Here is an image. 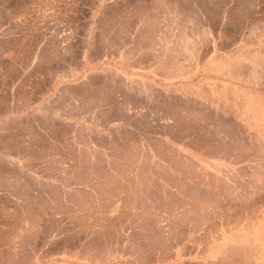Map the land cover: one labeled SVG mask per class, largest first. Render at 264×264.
Returning <instances> with one entry per match:
<instances>
[{
    "label": "rangeland",
    "instance_id": "1",
    "mask_svg": "<svg viewBox=\"0 0 264 264\" xmlns=\"http://www.w3.org/2000/svg\"><path fill=\"white\" fill-rule=\"evenodd\" d=\"M263 17L264 0H0V249L8 261L2 259L0 263L208 264L198 258L197 249L186 247L189 240L196 245L199 236L187 233L188 227L197 224L194 215L197 211L193 210L197 209L194 205L197 199L192 198L197 197V186L187 187L192 191L186 192L192 200L183 205L180 200L174 201L175 195L174 199L171 196L174 193L177 199L186 198L173 186L174 179L179 184L180 178L176 171L171 173L170 164L164 161L154 173L160 176L166 171V176L170 174L167 178L174 179L167 184L166 176L162 175L165 178L160 176L162 181L157 179V186L138 185L141 190L137 194L129 191L119 173L118 180L113 174L118 168L125 171L128 166L133 167L136 161L137 171L147 160L146 154L150 152L147 130L154 129L157 134L166 125L177 130L172 116H167L165 110L156 114L151 107L159 102V91L150 88L153 82L148 75L150 69L172 71L173 114L181 119L177 110L182 95L189 91L175 87H180L185 67L191 71L196 65L213 64L214 49H218L217 53L223 51L231 59L230 64L264 65V42H256L264 39ZM127 30H133L132 35L136 30L142 31L140 37L142 40L146 37L145 45L129 42L125 38ZM124 95L139 98L140 103L130 98L126 101ZM191 99L186 118L195 128L198 117L204 125L208 115L204 112L198 116L199 111L193 105L195 99ZM201 104H209L207 107L211 109L212 101L204 97ZM120 111L125 113L124 117L129 114L133 121L127 116L124 119ZM157 117L162 120H154ZM150 140L165 141L162 137ZM187 140L192 142L190 138ZM169 142L174 147L171 152L186 159L182 168L186 175L182 176L195 175L196 149L181 148L182 143L174 139ZM184 186L181 188L186 191ZM167 192L170 196L165 195ZM132 195L136 197L131 198ZM32 214L35 218L39 216V220ZM25 215L28 219H41L40 226L29 220L33 229L42 232L39 240L20 244L15 239L16 243L11 244L16 234L19 238V233L34 232L29 225L28 228ZM51 221L58 223L54 229ZM184 244L185 248H181ZM230 261L226 258L222 264Z\"/></svg>",
    "mask_w": 264,
    "mask_h": 264
},
{
    "label": "crops",
    "instance_id": "2",
    "mask_svg": "<svg viewBox=\"0 0 264 264\" xmlns=\"http://www.w3.org/2000/svg\"><path fill=\"white\" fill-rule=\"evenodd\" d=\"M261 21L264 27V17ZM263 37L264 34L261 35ZM260 41L264 42V39L256 42ZM217 50L214 49L216 55H213V64L196 65L191 71L185 67L186 71L182 72L184 77L179 81L180 87H175L190 92L182 95L184 98L177 110L182 116L181 123L189 124L186 117L190 98L195 99L193 105L199 111L198 116L204 112L208 115L204 125L199 123L198 117L197 127L195 126L199 131L197 138H201V142L199 140L196 147L180 144L181 148L196 149L197 153L193 158L196 162L193 163L200 178L183 177L181 185L189 187L199 184H196L197 189L203 190L202 193L197 190L199 193L196 195V202L200 205L199 209L203 206L202 210L208 211L200 213L201 209L197 206V225L188 227L187 233L199 236L196 238V245L189 240L186 247L197 249L198 258L208 264H222L226 258L231 260L230 264H264V65L230 64L231 59L223 51L219 50L217 53ZM150 70L149 79H153L150 88L159 91V102L151 106L154 113H164V110L173 113L172 71H160L158 67ZM204 97L211 99V109L207 107L209 104H201ZM176 131L182 132V138L190 134L187 128L182 131L174 130V133ZM178 135L177 138L180 136ZM217 179L223 180L222 183ZM212 195L218 197L214 198ZM184 199L188 200L189 195ZM210 204L214 206L212 211L209 210ZM181 248H185V244Z\"/></svg>",
    "mask_w": 264,
    "mask_h": 264
},
{
    "label": "bare ground",
    "instance_id": "3",
    "mask_svg": "<svg viewBox=\"0 0 264 264\" xmlns=\"http://www.w3.org/2000/svg\"><path fill=\"white\" fill-rule=\"evenodd\" d=\"M151 20H152V19H151ZM118 21H119V20H118ZM144 21H145V20H144ZM134 22H135V21H134ZM145 22H146V21H145ZM114 23H115V22H114ZM116 23H118V22H116ZM135 23H136V22H135ZM121 24H122V23H121ZM121 24H120V25H121ZM150 24H151V23H150ZM135 25H136V24H135ZM148 25H149V24H148ZM109 26H111V25H109ZM112 27L115 28V30L117 29L116 26H115V27L112 26ZM119 27H120V26H119ZM119 27H118V28H119ZM108 28H109V27H108ZM121 28H122V26H121ZM124 28H125V27H124ZM126 28H127V26H126ZM130 28H131V27H130ZM140 28H141V27H140ZM166 28H167V27H166ZM110 29H112V28L110 27L109 30H110ZM127 29H128V28H127ZM131 29H132V28H131ZM138 29H139V28H138ZM141 29H142V28H141ZM117 30H118V29H117ZM122 30H125V29H122ZM128 30H129V29H128ZM128 30L126 31L125 38L127 37L128 40H129V42L138 43V44H141V42H143V44L145 45V43H146L147 41H146V40L144 41V39H145L146 37L143 38V40H142V38L140 37V32H142V31H140V30H136L135 33L132 35L133 30H132V31L130 30L131 33H130ZM111 31H112V30H111ZM139 31H140V32H139ZM112 32H115V31L113 30ZM112 32H111V33H112ZM120 32H121V31H120ZM123 32H124V31H123ZM166 32H167V31H166ZM117 34H118V33H117ZM122 34H123V33H122ZM122 34H121V35H122ZM124 34H125V33H124ZM166 34H167V33H166ZM118 35H119V34H118ZM122 36H123V35H122ZM171 36H172V35H171ZM148 37H149V36H148ZM150 37H151V35H150ZM162 37H163V36H162ZM153 38H154V37H153ZM167 39H169V38H167ZM103 40H104V39H103ZM147 40H148V39H147ZM151 40H152V39H151ZM161 40H162V39H161ZM179 41H180V40H179ZM162 43H164V41H163ZM127 44H128V42H127ZM143 44H142V45H143ZM149 44H150V42H149ZM152 44H153V43H152ZM186 44H187V43H186ZM113 45H115V44H113ZM153 45H154V44H153ZM162 45H164V44H162ZM176 45H177V44H176ZM176 45H175V46H176ZM150 46H151V45H150ZM150 46H149V47H150ZM164 46H165V45H164ZM185 46H186V45H185ZM130 47H131V46H130ZM160 47H162V46H160ZM186 47H187V46H186ZM56 48H57V47H56ZM56 48H55V49H56ZM162 48H163V47H162ZM162 48H161V49H162ZM134 49H135V48H134ZM155 49H156V48H155ZM158 49H159V48H158ZM128 50H129V49H128ZM176 50H177V49H176ZM163 51H164V50H163ZM158 52H159V51H158ZM159 53H160V52H159ZM169 53H170V52H169ZM172 53H173V52H172ZM177 53H178V52H177ZM160 54H161V53H160ZM151 55H152V54H151ZM170 55H171V54H170ZM170 55H169V56H170ZM158 56H159V55H158ZM167 56H168V55H167ZM167 56H166V57H167ZM166 57H165V58H166ZM174 57H175V56H174ZM177 57H178V56H177ZM179 57H180V56H179ZM156 59H157V58H156ZM174 60H175V59H174ZM155 61H156V60H155ZM171 61H172V60H171ZM173 62H174V61H173ZM176 62H177V61H176ZM162 63H163V62H162ZM167 63L170 64V62H167ZM165 64H166V63H165ZM171 64H172V63H171ZM174 64H175V63H174ZM181 64H182V63H180V65H181ZM175 65H176V64H175ZM170 67H171V66H170ZM163 68H164V67H163ZM173 68H174V67H173ZM164 73H165V72H164ZM90 90H91V89H90ZM138 90H139V89H138ZM109 91H110V90H109ZM126 91H127V90H126ZM134 91H135V90H134ZM140 91H142V90H140ZM130 92H131V91H130ZM92 93H93V92H92ZM120 93H121V92H120ZM134 93H135V92H134ZM142 93H143V92H142ZM97 94H98V93H97ZM127 94H128V93H127ZM93 95H94V94H93ZM98 95H99V94H98ZM121 96H123V95H121ZM131 96H134V95L132 94ZM131 96L128 97V96L126 95V97H125V95H124V100L126 99V101H127L128 98H130V99L134 100V102H139V103H140V99H139V98H135V99H133L134 97L131 98ZM140 96H141V94H140ZM124 100H123V101H124ZM137 100H139V101H137ZM142 100H143V99H142ZM146 100H147V99H146ZM152 100H153V99H152ZM130 101H131V100H130ZM112 102L114 103V101H112ZM163 102H164V101H163ZM126 103H127V102H126ZM144 103H145V102H144ZM106 104H107V103H106ZM137 105H138V104H137ZM109 106H110V105H109ZM116 106H117V105H116ZM132 107H133V106H132ZM137 107H139V106H137ZM143 107H144V106H143ZM117 108H118V107H117ZM135 108H136V107H135ZM140 108H141V107H140ZM132 109H133V108H132ZM137 109H138V108H137ZM120 112H121V111H120ZM165 112H166V111H165ZM170 112H171V110H170ZM121 113H122V112H121ZM122 114H123V113H122ZM124 115H125V113L123 114V117H124ZM128 115H129V114H126V116L128 117L129 121H131V120H132V117H131V116H128ZM126 116H125V117H126ZM167 116H172V118L175 120V122H176L175 125H176V127H177V130L182 131V129L185 130V129L187 128L188 132H189L191 135L189 134L188 136H186V138H185V137L182 138V136H181L182 134L180 135V133H182V132H179V133H178V131H176V132L180 135V136H179L176 132H175L176 134L174 133V130H172L174 127L170 126V127H172V128H170L168 125H166V126H162L161 129H158L159 131L156 130V131H158L157 134H156V132H155L154 129H153V130H152V129H149V130L146 131V134L150 137V139L153 138V137H156V138H158V137H159V138L162 137V138L165 139V141H163V142H159V143H158V142H155V141H154V142H153V141L151 142L150 139L147 140L148 136L146 137V140L149 142V145H150V152H149V154H146V155H148L147 158H146L147 160H146L145 162H144V160H143L144 163L142 162V163L140 164L141 167L138 166V168H137L138 170L136 171V169H135L136 166H135V165H136V162H137L136 160H137V159H136V160L133 159V160L136 161V162H135V165H133V167H132V165H131L132 162H131V163L129 164V165H131V166H128V165H127V166H128L127 168H125V166H123V167L125 168V169H124L125 171H121L122 169L120 170V168H118V167L116 166L121 172H124V173L122 174L119 170L117 171L116 168H115V166L113 165V168L116 170V172L113 174V176L115 175L114 178H116V180H118V179H117V176H118V173H119V175H121L120 177H121L122 182H123L124 184L126 183L127 186L130 187L129 191H130L131 193H133V194H134V193L137 194V191H138V190H141V188L138 187V185L145 186L146 183H148L149 185H150V183H153V184H155V186H157V184H156V180H157V179H160V180H161L162 175H165V174H166V171L163 172V173H165V174H162V172H161V174H160V173H159L160 171L158 170V171H159L158 173H159L160 176H161V177H160V176H158V175H156V174L154 173V172L157 171V169H158L157 166H158V167L161 166L160 164H161L162 161H164V162L167 163V164H170V165H169V169L171 170V173H173L174 171L177 172L178 177L180 178V181H179V184H178V181H177V182L175 181L176 178H175V179L173 178L174 181L177 183V185H175V183H174V181H173V183H174L173 186H175V188H176V190H177L178 192H181V194H183L185 197H187V196H188L187 193H186V192L188 191L187 189L190 188V187H192V186L194 187V185H191V186L188 187V188H187L186 186H184V187L186 188V189H185L186 191H184V190L181 188V186H182L181 184H183V183H182L183 181L181 182V180H183V179H181V178L183 177L182 175H184L183 172H185V169H184V171H183L182 168H183V167L185 168V166H186L185 163H184V161H185L186 159H184L183 156H181V157H180V156L177 157L178 154H177L176 152H174V153L171 152L172 148H174V147L172 146V143L169 142V139H174L176 142L178 141V142H181L182 144L185 143V145H189V143H191V145H192V142H193V144H195V142H194L193 140H196L197 143L199 142V140H200V142H201L202 139H201V138H200V139L197 138V137H198L197 133H198L199 131L197 132V129H196L197 126H196L195 128H193L194 126H191V125H189V124L184 125L183 123H181V122H183V121H181V119H179V118H176V115H174L172 112H171V113L167 112ZM177 116H178V114H177ZM183 116H184V115H183ZM120 117H121V116H120ZM125 117H124V119H125ZM127 117H126V118H127ZM180 117H181V116H180ZM169 118H171V117H169ZM121 119H122V118H121ZM128 119H127V120H128ZM159 119L162 120V117L154 118V120H156V121L159 120ZM127 120H126V121H127ZM135 120H136V119H135ZM135 120H134V122H135ZM184 120H185V119H184ZM124 121H125V120H124ZM132 121H133V120H132ZM129 124H130V123H129ZM134 124H135V123H134ZM154 125H155V124H154ZM184 126H186V128H183ZM156 129H157V126H156ZM201 130H202V129H201ZM204 130H205V129H204ZM201 133H202V132H201ZM159 135H160V136H159ZM176 135L179 136L178 139H177ZM157 136H158V137H157ZM144 137H145V135H144ZM187 138H188V139L190 138L192 142H189V141L187 140ZM212 140H213V139H212ZM160 141H161V140H160ZM220 141H221V140H220ZM72 144H73V143H72ZM131 144H132V142H131ZM66 145H67V144H66ZM191 145H189V146H191ZM132 146H133V145H132ZM171 146H172V147H171ZM194 146H196V144H195ZM203 147H204V146H203ZM220 147H221V146H220ZM57 148H58V147H57ZM133 148H135V147H133ZM194 148H195V147H194ZM207 148H208V147H207ZM226 149H227V148H226ZM129 150H130V149H129ZM224 150H225V149H224ZM63 151H64V150H63ZM74 151H75V150H74ZM124 151H125V150H124ZM218 151H219V149H218ZM221 151H222V150H221ZM248 151H249V150H248ZM53 152H54V151H53ZM59 152H61V151H59ZM131 152H132V151H131ZM170 152H171V153H170ZM177 152H179V151H177ZM208 152H209V151H208ZM213 152H214V151H213ZM213 152H212V154H213ZM226 152H227V151H226ZM226 152H225V153H226ZM48 153H49V152H48ZM80 153H81V152H80ZM210 153H211V152H210ZM225 153H224V154H225ZM71 154H72V153H71ZM83 154H84V153H83ZM137 154H140V153L138 152ZM189 154H190V153H189ZM216 154H217V151H216ZM146 155H144V156L146 157ZM214 155H215V154H214ZM231 155H232V154H231ZM260 155H261V154H260ZM84 156H86V155H84ZM135 156H136V155H135ZM212 156H213V155H212ZM237 156H238V155H237ZM65 157H66V156H65ZM69 157H71V156H69ZM81 157H82V156H81ZM127 157H128V156H127ZM142 157H143V156H142ZM145 157H143V158L145 159ZM260 157H261V156H260ZM66 158H67V157H66ZM116 158H117V157H116ZM130 158H131V157H130ZM135 158H136V157H135ZM226 158H227V155H226L225 159H226ZM239 158H240V157H239ZM58 159H59V158H58ZM64 159H65V158H64ZM69 159H70V158H69ZM73 159H74V158H73ZM138 159H139V156H138ZM228 159H229V158H228ZM260 159H261V158H260ZM61 160H62V159H61ZM75 160H76V159H75ZM121 160H122V159H121ZM125 160H126V159H125ZM128 160H129V159H128ZM176 160H177V161H176ZM183 160H184V161H183ZM187 160L189 161V159H187ZM191 160H192V159H191ZM199 160H200V159H199ZM241 160H242V159H241ZM245 160H246V159H245ZM40 161H41V160H40ZM45 161H46V160H45ZM52 161H53V160H52ZM59 161H60V160H59ZM67 161H68V160H67ZM70 161H71V160H70ZM87 161L89 162V160H87ZM178 161H179V162H178ZM188 161H186V163H187ZM227 161H228V160H227ZM247 161H248V160H247ZM42 162H43V161H42ZM50 162H51V161H50ZM54 162H55V161H54ZM79 162H80V161H79ZM176 162H177V163H176ZM234 162H235V161H233V163H234ZM64 163H65V162H64ZM67 163H68V162H67ZM74 163H75V162H74ZM114 163H115V162H114ZM179 163H180V164H179ZM238 163H239V162H238ZM261 163H262V162H261ZM49 164H50V163H49ZM52 164H53V163H52ZM65 164H66V163H65ZM81 164H82V163H81ZM144 164H146V165H144ZM182 164H183V165H182ZM234 164H235V163H234ZM263 164H264V162H263ZM263 164H261V165H263ZM46 165H47V164H46ZM57 165H58V164H57ZM87 165L89 166V164H87ZM177 165H178V166H177ZM181 165H182V166H181ZM202 165H203V164H202ZM42 166H43V165H42ZM49 166H50V165H49ZM49 166H48V167H49ZM61 166H62V165H61ZM69 166H70V165H69ZM93 166H94V165H93ZM110 166H112V165H109V167H110ZM142 166H143V167H142ZM188 166H189V168H190V165H187V167H188ZM209 166H210V165H209ZM209 166H208V167H209ZM25 167H27V166H25ZM50 167H52V166H50ZM50 167H49V168H50ZM59 167H60V166H59ZM139 167H140V168H139ZM154 167H155V169H154ZM161 167H162V166H161ZM30 168H31V165H30ZM60 168H61V167H60ZM62 168H63V167H62ZM64 168H66V167H64ZM68 168H69V167H68ZM72 168H73V166H72ZM74 168H75V167H74ZM83 168H84V167H83ZM85 168H86V167H85ZM85 168H84V169H85ZM89 168H90V167H89ZM105 168H106V167H105ZM192 168H193V165H192ZM197 168H198V167H197ZM51 169H52V168H51ZM51 169H50V170H51ZM84 169H83V170H84ZM107 169H108V168H107ZM111 169H112V168H111ZM47 170H48V169H47ZM62 170H64V169H62ZM67 170H68V169H66L65 171H67ZM70 170H71V169H70ZM75 170H76V168H75ZM77 170H79V169H77ZM81 170H82V169H81ZM101 170H102V169H101ZM112 170H113V169H112ZM115 170H114V171H115ZM190 170H191V168H190ZM190 170H189V171H190ZM240 170H241V169H239V171H240ZM243 170H244V168L242 169V171H243ZM34 171H35V170H34ZM52 171H53V170H52ZM59 171H60V170H59ZM72 171H73V170H72ZM85 171H86V170H85ZM99 171H100V170H99ZM104 171H106V170H104ZM189 171H188V172H189ZM194 171H195V169H194ZM194 171H193V172H194ZM200 171H201V170H200ZM237 171H238V170H237ZM246 171H247V170H246ZM50 172H51V171H50ZM61 172H63V171H61ZM69 172H71V171H69ZM188 172H187V173H188ZM195 172H196V171H195ZM195 172H194V173H195ZM243 172H244V171H243ZM55 173H56V172H55ZM78 173H79V172H78ZM86 173H87V172H86ZM92 173H93V172H92ZM108 173H109V172H108ZM169 173H170V172H169ZM38 174H39V173H38ZM65 174H66V173H65ZM67 174H68V172H67ZM67 174H66V175H67ZM89 174H90V172H89ZM95 174H96V173H95ZM105 174H106V172H105ZM154 174H155V175H154ZM174 174H175V173H174ZM191 174H192V173H191ZM196 174H197V173H196ZM196 174H195V175H196ZM202 174H203V173H202ZM233 174H234V173H233ZM233 174H232V176H234V175L236 176V174H234V175H233ZM238 174H239V173H238ZM262 174H263V173H262ZM55 175H56V174H55ZM79 175H80V173H79ZM111 175H112V174H111ZM116 175H117V176H116ZM185 175H186V174H185ZM185 175H184V176H185ZM195 175H194V174L190 175V177H189L188 179H191V176L194 178ZM226 175H227V174H226ZM241 175H242V174L240 173V176H241ZM63 176H65V175H63ZM67 176H70V175H67ZM97 176H98V175H97ZM113 176H112V177H113ZM154 176H155V177H154ZM165 176H166V175H165ZM165 176H164V178H165ZM168 176H170V174L167 173L166 178H167ZM180 176H181V177H180ZM228 176H229V175H228ZM60 177H61V176H60ZM78 177H79V176H78ZM101 177H102V176H101ZM106 177L109 178V176H106ZM172 177H173V176H172ZM172 177H169V178H172ZM176 177H177V175H176ZM199 177H201L200 174H199ZM53 178H54V177H53ZM56 178H57V177H56ZM68 178H70V177H68ZM71 178H72V176H71ZM73 178H74V176H73ZM87 178H88V177H87ZM89 178H90V177H89ZM98 178H99V177H98ZM98 178H97V180H98ZM164 178L162 177L163 180H164ZM166 178H165L164 181H165L167 184H168V181H169V183H170V180H173V179H170V180H169L168 178H167V179H168V180H167ZM179 178H178V179H179ZM193 178H192V179H193ZM197 178H198V177H197ZM201 178H202V177H201ZM214 178H215V177H214ZM230 178H232V177H230ZM235 178H237V176H236ZM66 179H67V178H66ZM66 179H65V180H66ZM77 179H78V178H77ZM79 179H80V178H79ZM82 179H84V178H82ZM92 179H93V178H92ZM92 179H91V180H92ZM102 179H106V178H102ZM111 179L113 180V178H111ZM119 179H120V178H119ZM198 179H200V178H198ZM202 179L204 180V178H202ZM210 179H211V177H210ZM237 179H238V178H237ZM75 180H76V176H75ZM84 180H86V179H84ZM87 180H88V179H87ZM99 180H100V179H99ZM152 180H154V181H152ZM214 180H215V179H213V181H214ZM217 180H218V179H217ZM232 180H233V179H232ZM258 180H260V179H258ZM88 181H89V180H88ZM104 181H105V180H104ZM107 181H109V179H108ZM110 181H111V180H110ZM161 181H162V180H161ZM193 181H194V182H197V181H195V180H193ZM193 181H192V182H193ZM219 181L222 183L223 180H218V182H219ZM233 181H235V180H233ZM247 181H248V180H247ZM260 181H261V180H260ZM69 182H70V181H69ZM78 182H80V181H78ZM89 182H90V181H89ZM122 182H121V183H122ZM194 182H193V183H194ZM199 182H200V181H199ZM199 182H198V183H199ZM208 182H209V180H208ZM210 182H211V180H210ZM218 182H217V185L220 186V183H218ZM224 182H225V181H224ZM251 182H252V181H251ZM256 182H257V181H256ZM71 183H72V182H71ZM82 183H85V182H82ZM100 183L102 184L103 182H100ZM171 183H172V181H171ZM211 183H212V182H211ZM237 183H238V182H237ZM103 184H104V183H103ZM142 184H144V185H142ZM158 184H159V187L162 185L161 182H159ZM187 184H188V183H187ZM196 184H197V183H196ZM196 184H195V186H196ZM212 184H213V183H212ZM212 184H211V186H212V188H214ZM235 184H236V182H235ZM240 184H241V183H240ZM243 184L245 185V183H243ZM253 184H254V183H253ZM74 185H75V184H74ZM98 185H99V184H98ZM105 185H106V182H105ZM110 185H112V184H110ZM114 185H115V184H114ZM116 185H119V184L116 183ZM116 185H115V186H116ZM151 185H152V184H151ZM197 185H199V184H197ZM223 185H224V183H223ZM68 186H69V185H68ZM92 186H93V185H92ZM96 186H97V185H96ZM96 186H95V187H96ZM120 186H121V185H120ZM146 186H147V185H146ZM146 186H145V188H146ZM153 186H154V185H153ZM173 186H172V187H173ZM221 186H222V185H221ZM226 186H227V185H226ZM226 186H225V187H226ZM242 186H243V185H242ZM256 186H257V184H256ZM6 187H7V186H6ZM88 187H89V186H88ZM90 187H91V186H90ZM106 187H107V185H106ZM116 187H117V186H116ZM147 187H148V186H147ZM198 187H199V186H198ZM216 187H217V186H216ZM231 187H232V185H231ZM237 187H238V186H237ZM93 188H94V187H93ZM112 188H114V187H111V189H112ZM145 188H143V189H145ZM156 188H157V187H156ZM166 188H167V187H166ZM196 188H197V187H196ZM219 188H220V187H219ZM221 188H222V187H221ZM245 188H246V187H245ZM254 188H255V187H254ZM258 188H259V187H258ZM91 189H92V187H91ZM96 189H97V187H96ZM99 189H100V188H99ZM118 189H119V187H118ZM127 189H128V188H127ZM147 189H148V188H147ZM147 189H145V190H147ZM157 189H159V188H157ZM198 189H199V188H198ZM198 189H197V190H198ZM93 190H94V189H93ZM120 190H121V189H120ZM125 190H126V188H125ZM125 190H123V191H125ZM145 190H143L142 193H144ZM151 190H152V189H151ZM151 190H150V191H151ZM153 190H155V189L153 188ZM161 190H162V189H161ZM161 190H160V192H162ZM192 190H194V189H192ZM201 190H203V189H201ZM201 190L199 189V191L202 193ZM220 190H221V189H220ZM222 190H223V189H222ZM230 190H231V189H229V191H230ZM263 190H264V189H263ZM263 190H262V191H263ZM79 191H80V190H79ZM82 191H83V190H82ZM82 191H81V192H82ZM94 191H95V190H94ZM98 191H99V190H98ZM102 191H103V190H102ZM102 191H100V192H102ZM165 191H169V189H166ZM190 191H191V190H190ZM190 191H188V192H190ZM218 191H219V189H218ZM231 191H232V190H231ZM85 192H86V190H85ZM85 192H84V193H85ZM100 192H98V193H100ZM146 192H147V191H146ZM148 192H149V191H148ZM157 192H159V191H157ZM174 192H175V191H174ZM191 192H192V191H191ZM191 192H190V193H191ZM203 192H204V191H203ZM246 192H247V191H246ZM257 192H258V191H257ZM72 193H73V192H72ZM98 193H97V194H98ZM150 193H151V192H150ZM154 193H156V192H153V194H154ZM169 193H170V192H169ZM193 193H194V192H193ZM198 193H199V192H198ZM221 193H223V192H221ZM221 193H219V194H221ZM258 193H259V192H258ZM127 194H128V193H127ZM136 194H135V195H136ZM145 194H146V193H144V195H145ZM158 194H160V193H158ZM179 194H180V193H179ZM191 194H192V193H191ZM214 194L216 195V193H214ZM21 195H22V194H21ZM87 195H89L88 192H87ZM146 195H147V194H146ZM148 195H149V194H148ZM161 195H162V193H161ZM165 195H169L168 192H167ZM174 195L176 196L175 199H174V197H175ZM196 195H197V194H196ZM199 195H200V194H199ZM202 195H203V194H202ZM202 195H201V196H202ZM215 195H214V196H215ZM127 196L129 197V194H128ZM130 196H131V195H130ZM150 196H151V195H150ZM150 196H149V197H150ZM153 196H155V194H154ZM169 196H170V195H169ZM171 196L173 197L174 201H177V202H180V201H182V200H183V202L186 201V200L184 201V199H180L181 197H180V198L178 197V199H177V194H174V193H173V195H171ZM212 196H213V195H212ZM214 196H213V197H214ZM22 197H23V196H22ZM135 197H136V196H135ZM135 197H133V195H132L131 198H135ZM151 197H152V196H151ZM172 197H171V198H172ZM202 197H203V196H202ZM209 197H210V196H209ZM209 197H208V198H209ZM217 197H218V196H216V197H214V198H217ZM219 197H220V196H219ZM145 198H146V197H145ZM155 198H156V197H155ZM159 198H160V196H159ZM171 198H170V199H171ZM182 198H183V197H182ZM192 198L197 199V197H194V196H193ZM26 199H27V198H26ZM176 199H177V200H176ZM189 199H191V198L189 197ZM218 199H219V198H218ZM228 199H229V198H228ZM28 200H29V199H28ZM178 200H180V201H178ZM191 200H192V199H191ZM198 200H199V199H198ZM174 201H173V202H174ZM217 201H218V200H217ZM252 201H253V200H252ZM74 202H75V201H74ZM74 202H73V204L76 205V203H74ZM169 202H170V201H169ZM177 202H176V203H177ZM188 202H189V201H188ZM188 202H187V203H188ZM208 202H209V201H208ZM174 203H175V202H174ZM174 203H173V204H174ZM185 203H186V202H185ZM209 203H210V202H209ZM182 204L184 205V203H182ZM182 204H181V205H182ZM188 204H189V203H188ZM190 204H192V203H190ZM200 204H201V203H200ZM246 204H247V203H246ZM36 205H37V204H36ZM174 205H175V204H174ZM179 205H180V204H179ZM183 205H182V206H183ZM192 205H193V204H192ZM194 205H195V207H196L197 202H196V204H194ZM194 205H193V206H194ZM210 205H211V204H210ZM210 205H209V206H210ZM220 205H221V204H220ZM69 206H70V205H69ZM176 206H178V205H176ZM197 206H198V209H199L200 205H197ZM62 207H64V206H62ZM184 207H189V205H187V206L185 205ZM195 207H194V208H195ZM202 207H203V206H202ZM210 207H211V206H210ZM213 207H214V206H213ZM223 207H224V206H223ZM64 208H65V207H64ZM180 208H181V206H180ZM208 208H209V207H208ZM65 209H66V208H65ZM77 209H79V208H77ZM183 209L186 210V208H182V210H183ZM189 209H190V208H189ZM191 209H193V207H191ZM191 209H190V210H191ZM198 209L195 208V209H193V210H195V211H199L201 208H200L199 210H198ZM244 209H245V208H244ZM66 210H67V209H66ZM66 210H65V211H66ZM182 210H181V211H182ZM187 210H188V208H187ZM190 210H189V212H190ZM204 210H205V209H204ZM204 210H202V211L205 212ZM209 210H210V209H209ZM62 211H64V210H62ZM67 212H68V211H67ZM178 212H179V211H178ZM183 212H184V211H182V213H183ZM191 212L193 213L192 210H191ZM207 212H208V211H207ZM207 212H205V213H207ZM246 212H247V211H246ZM252 212H253V211H252ZM27 213H29V212H27ZM56 213H57V212H56ZM135 213H136V212H135ZM182 213H181V214H182ZM186 213H187L186 215H188V211H187ZM196 213H197V212H196ZM196 213L194 212V215H196ZM198 213H199V212H198ZM200 213H201V211H200ZM205 213H204V214H205ZM211 213H212V212H211ZM30 214H31V213H30ZM184 214H185V213H184ZM26 215H28V214H26ZM26 215H25V216H26ZM51 215H52V214H51ZM135 215H136V216H135ZM197 215H198V214H197ZM30 216H31V215H29L28 217H30ZM32 216H33V214H32ZM138 216H139V215H138ZM146 216H147V215H146ZM177 216H178V215H177ZM182 216L185 217V215H182ZM205 216H206V214H205ZM33 217H34V216H33ZM33 217H30L31 219H28L27 216H26V220L28 219V220L26 221V224L29 223V220H32V221H30L31 224H32V223H33V224H36V222L39 223V222L41 221V219H40V221H36V220H35V219L38 218L39 216L36 217V218L34 217V218H35L34 220L32 219ZM131 217H132V219H133V216H131ZM134 217H137V214H134ZM140 217L143 218V216H140ZM148 217H149V216H148ZM178 217H179V216H178ZM193 217H194V216H193ZM202 217H203V215H202ZM50 218H51V217H50ZM53 218H54V217H53ZM142 218H141V219H142ZM180 218H182V217H180ZM187 218H189V217H187ZM187 218H186V219H187ZM196 218H197V217H196ZM196 218H194V219H196ZM199 218H200V217H199ZM48 219H49V218H48ZM48 219H47V221H48ZM126 219H127V218H126ZM182 219H183V218H182ZM204 219H205V218H204ZM21 220H22V219H21ZM23 220H24V219H23ZM23 220H22V221H23ZM38 220H39V218H38ZM50 220H51V219H50ZM133 220H134V219H133ZM137 220H138V218H137ZM139 220H140V218H139ZM198 220H199V219H198ZM224 220H225V219H224ZM24 221H25V220H24ZM34 221H36V222L34 223ZM58 221H59V220H58ZM58 221H57V222H58ZM143 221H144V219H143ZM148 221H149V220H148ZM188 221H189V220H188ZM190 221H191V220H190ZM225 221H226V220H225ZM48 222H50V221H48ZM48 222H47V223H48ZM55 222H56V221H55ZM123 222H124V221H123ZM130 222H131V221H130ZM130 222H129V223H130ZM149 222H150V221H149ZM186 222H187V221H186ZM223 222H224V221H223ZM21 223H23V222H21ZM38 223H37V224H38ZM59 223H60V222H59ZM116 223H117V222H116ZM120 223H121V221H120ZM141 223H142V222H141ZM143 223H144V222H143ZM151 223H152V222H151ZM182 223H183V222H182ZM184 223H185V222H184ZM229 223H230V222H229ZM31 224H30V223L27 224V226L29 225V226L31 227V228H30V227L28 226V228H30V230L33 229V227H32L33 224H32V225H31ZM51 224L53 225V226H52V225H51V226H52L53 229H54V226H56V225H54V224H58V223H54L53 221H51ZM97 224H98V223H97ZM132 224H136V222H135V223H131V225H132ZM146 224H147V223H146ZM146 224H145V225H146ZM148 224H149V223H148ZM156 224H157V222H156ZM24 225H25V224H24ZM24 225L22 224V226H24ZM49 225H50V224H49ZM113 225H115V224H113ZM139 225H140V224H139ZM139 225H138V227H139ZM151 225H152V224H151ZM196 225H197V224H196ZM22 226H21V227H22ZM27 226H26V228H27ZM39 226H40V223H39ZM59 226H60V225H59ZM98 226H100V225H98ZM115 226H117V225H115ZM133 226H134V225H133ZM136 226H137V225H135V227H136ZM142 226H143V224H142ZM224 226H225V223H224ZM21 227L19 228V230L21 229ZM35 227H36V225L34 226V228H35ZM37 227H38V226H37ZM135 227H134V228H135ZM138 227H137V228H138ZM145 227H146V226H145ZM149 227H150V225H149ZM154 227H155V226H154ZM156 227H157V226H156ZM23 228H24V227H23ZM28 228H27V230H28ZM47 228H49V227H47ZM112 228H113V227H112ZM115 228H116V227H115ZM38 229H40V228H38ZM122 229H125V228H122ZM148 229H150V228H148ZM23 230H24V229H23ZM33 230H34V232L29 231V232H31V233H33V234H31V233L29 234L28 231H26L27 233H26L25 231H23V232L26 233V235L28 234L27 236H26L24 233H19V235L21 234V235H20L21 238L19 237L20 239H19V238H16V236H17V234H16V236L13 238L11 244L16 243L15 241H17V239H18L17 243L20 242V244H21V242L25 243L26 240L29 241V242H31L32 244H33V243H36V241L39 240L38 238H39V236H40V233H42V232L39 231V230H37V229H36L37 231H36L35 229H33ZM40 230H41V229H40ZM112 230H113V229H112ZM117 230H118V229H117ZM125 230H127V229H125ZM154 230H156V229H154ZM198 230H199V229H198ZM42 231H43V230H42ZM50 231H51V230H50ZM94 231H95V230H94ZM118 231H120V230H118ZM123 231H124V230H123ZM48 232H49V231H48ZM108 232H109V231H108ZM112 232H113V231H112ZM51 233H52V232H51ZM96 233H97V232H96ZM106 233H107V232H106ZM114 233H115V232H114ZM22 234H23V236L25 237L24 240L22 239V238H23ZM94 234H95V233H94ZM118 234H119V232H118ZM120 234H121V233H120ZM120 234H119V235H120ZM160 234H161V233H160ZM164 234H165V233H164ZM88 235H89V234H88ZM107 235H108V234H107ZM121 235H122V234H121ZM138 236H139V235H138ZM98 238H99V237H98ZM121 238H122V237H121ZM121 238H120L119 240H121ZM128 238H129V237H128ZM130 238H131V236H130ZM159 238H160V236H159ZM165 238H166V237H165ZM180 238H181V237H180ZM184 238H185V237H184ZM15 239H16V240H15ZM89 239H90V238H89ZM152 239H153V238H152ZM162 239H163V238H162ZM14 240H15V241H14ZM20 240H21V241H20ZM22 240H23V241H22ZM133 240H134V239H133ZM13 241H14V243H13ZM24 241H25V242H24ZM96 241H97V240H96ZM109 241H110V240H109ZM166 241H167V240H166ZM178 241H179V240H178ZM86 242H87V241H86ZM107 242H108V241H107ZM118 242H119V241H118ZM131 242H132V241H131ZM152 242H153V240H152ZM23 243H22V244H23ZM89 243H90V242H89ZM94 243L96 244V243H98V242H94ZM157 243H158V242H157ZM176 243H177V242H176ZM153 244H156L155 241H154ZM166 244H167V243H166ZM166 244H165V245H166ZM15 245H16V244H15ZM15 245H14V246H15ZM17 245H18V244H17ZM24 245H25V244H24ZM96 245H97V244H96ZM118 245H119V244H118ZM14 246H13V247H14ZM21 246H22V245H21ZM21 246H20V247H21ZM25 246H26V245H25ZM85 246H87V244H86ZM151 246H153V245H151ZM166 246H167V245H166ZM104 247H105V246H104ZM112 247H113V246H112ZM125 247H126V246H125ZM161 247L163 248V246H161ZM11 248H12V247H11ZM14 248H15V247H14ZM18 248H19V247H18ZM18 248H17V249H18ZM23 248H25V247H23ZM162 248H161V249H162ZM168 248H169V247H168ZM157 249H159V248H157ZM22 250H23V249H22ZM85 250H86V249H85ZM89 250H90V249H89ZM113 250H114V249H113ZM162 250H163V249H162ZM169 250H170V249H169ZM2 252H3V251H2ZM2 252H1V249H0V261H2V259H5V260H6V258L4 257V256H6V255H4ZM14 252H15V251H14ZM14 252H13V253H14ZM165 252H166V251H165ZM168 252H169V251H168ZM170 252H171V251H170ZM170 252H169V253H170ZM20 253H22V252H20ZM85 253H87V252H85ZM15 254H17V253H15ZM33 254H34V253H33ZM170 254H172V253H170ZM182 254H183V253H182ZM18 255H20V254H18ZM18 255H17V256H18ZM7 256H8V255H7ZM103 256H106V255H103ZM10 257H11V255H10ZM13 257H14V256H13ZM34 257H35V256H34ZM109 258H110V257H109ZM9 259H10V258H8V260H9ZM12 259H13V258H12ZM104 259H105V258H104ZM5 260H4V261H5ZM10 260H11V259H10ZM11 261H14V259L11 260ZM6 262H8V261L6 260ZM0 264H1V263H0Z\"/></svg>",
    "mask_w": 264,
    "mask_h": 264
}]
</instances>
